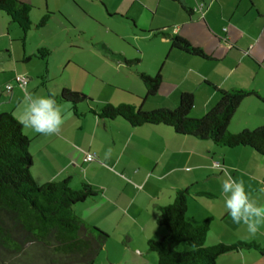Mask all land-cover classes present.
I'll list each match as a JSON object with an SVG mask.
<instances>
[{
  "label": "crops",
  "instance_id": "1",
  "mask_svg": "<svg viewBox=\"0 0 264 264\" xmlns=\"http://www.w3.org/2000/svg\"><path fill=\"white\" fill-rule=\"evenodd\" d=\"M17 1L36 2L42 16L50 13L42 27L50 22L63 34L55 43L53 35L34 27L33 43L31 29L10 34V24L0 17V54L4 43L6 61H15L10 67L0 65V113L21 124L29 95L55 94L64 121L60 133L43 136L22 124L21 132L29 139L30 173L36 184L69 179L73 189L82 183L95 189L96 197L73 208L84 224L107 235L92 264H156V255L146 250V244L163 236L165 229L155 223L157 207L171 204L175 190L188 194L183 216L188 223L197 226L208 220L205 246L242 242L263 250L222 254L215 264H264V226L251 236L245 225L233 223L222 194V180L230 174L264 204L260 154L245 146L228 149L179 136L161 124L132 127L123 119L99 118L90 112L122 104L147 112L172 110L186 93L193 98L189 118L200 119L216 105L219 91H252L264 100V0ZM198 4L201 9L193 10ZM67 26L81 35L72 38ZM85 28H95L97 36L84 40ZM172 37L198 48L204 58L173 49ZM13 39L21 47H14ZM58 46L65 51L54 65L50 59ZM41 49L48 54L39 57ZM33 61L39 62L33 65L34 72L28 67ZM18 72L29 76L23 86L14 81ZM137 72L159 76L152 96H145ZM62 90L89 99L76 106L81 116L59 99ZM261 126L264 104L245 98L227 128L237 133ZM109 149L111 156L105 158ZM88 152L95 154L90 162L84 160Z\"/></svg>",
  "mask_w": 264,
  "mask_h": 264
},
{
  "label": "trees",
  "instance_id": "2",
  "mask_svg": "<svg viewBox=\"0 0 264 264\" xmlns=\"http://www.w3.org/2000/svg\"><path fill=\"white\" fill-rule=\"evenodd\" d=\"M31 7L17 0H0V12L22 34L31 29ZM46 12L34 25L44 26L49 19ZM160 35L164 33L160 32ZM158 34V35H159ZM171 47L204 58L198 48L191 47L180 37H172ZM48 51H37L39 57ZM136 60L133 62L135 64ZM137 76L145 88V96H152L160 79L144 72ZM219 99L202 118H189L193 98L182 94L172 110L157 109L140 111L130 104L105 105L90 110L99 118L125 120L132 127L158 125L171 128L179 136H189L209 141L213 146L228 149L245 146L264 158V127L252 131L229 132L227 125L238 104L247 98L264 100L252 91H219ZM59 99L70 105L74 115L79 116L76 106L89 99L79 92L62 90ZM81 116V115H80ZM29 139L22 134L21 124L10 114L0 113V264H92L104 247L107 235L94 226L84 224L74 214V206L96 197V191L88 184L76 189L67 180L36 184L30 173L31 158L27 149ZM185 190H175L171 204L158 206L155 223L165 229L159 239L149 240L146 250L156 255V264H215L222 254L240 249L263 252L255 244L236 242L204 245L208 220L193 226L184 219L186 209ZM199 196L212 197L209 193ZM180 244L187 249L176 251ZM19 259V260H18Z\"/></svg>",
  "mask_w": 264,
  "mask_h": 264
},
{
  "label": "clouds",
  "instance_id": "3",
  "mask_svg": "<svg viewBox=\"0 0 264 264\" xmlns=\"http://www.w3.org/2000/svg\"><path fill=\"white\" fill-rule=\"evenodd\" d=\"M28 108L20 121L25 128H30L43 136H54L60 133L63 126V116L57 104L55 94L48 96H28ZM111 156V149L105 153V158ZM222 194L228 215L235 224L246 226L251 236H256L264 226V204L245 190L244 182L226 174L222 180Z\"/></svg>",
  "mask_w": 264,
  "mask_h": 264
},
{
  "label": "rangeland",
  "instance_id": "4",
  "mask_svg": "<svg viewBox=\"0 0 264 264\" xmlns=\"http://www.w3.org/2000/svg\"><path fill=\"white\" fill-rule=\"evenodd\" d=\"M29 6L31 7L30 14H29V19L33 23V26L31 27V30L29 31V33L32 34V36H33L32 38H34L33 43H35L36 42V34L33 32V28H34V25L38 22V20L42 16L43 11L41 9H39L38 4L36 2H34V1L31 4H29ZM0 17L5 23L7 22V23L10 24V26H9L10 27V29H9V33L10 34H14V31H15L16 34H20V31L17 28L16 24L11 23L10 20L4 14H1V12H0ZM1 19H0V30L3 28V22H2ZM50 24L51 23L49 22V24H47L45 27L39 28L38 31H41V33L44 34V35H50V36L53 35L51 37H53L55 43H57V42L60 43L61 41H60V37L59 36H62L63 33L60 34L59 33L60 31L57 30L56 27H53L52 24L50 26ZM67 27H69L68 29L71 30L69 32H70L72 38L81 35V33H77L79 31H76L75 28H72L70 26H67ZM85 31H86L85 32L86 36L83 37L84 34L82 36L84 38V40H86V38L87 39L90 38L91 36H97L95 28H92L91 30H89V28H85ZM52 33H54V34H52ZM75 35H77V36H75ZM54 36H56V37H54ZM16 41H17L16 39H13V41H12L14 47H16V48L21 47V45L18 43V41L17 42ZM3 44H1L2 45V47H1L2 48L1 49L2 53L0 54V65H3V66L5 65L4 67L13 66L15 61H13V60H11V61L9 60V62L6 61L7 60V57H6L7 55H6V52H4L6 49H5V47H3ZM64 51H65V47H59L58 46V48H56L55 53L53 54V57H51V59H50L51 64H54V63L56 64L58 59L62 58V56L64 55ZM35 63L37 64L39 62L33 61V63L28 64V67L32 68ZM18 66H20V65H18ZM25 66H27V65H24L23 67H25ZM32 71L34 72V67H33ZM9 73L13 74L12 69L9 71ZM14 75H18V76L20 75V76L24 77L25 79L27 77H29V76H27L25 74H21L19 72L17 74H14ZM110 245L113 247V243H110ZM185 249H187L186 246L184 244H180V246H178V249H176V251L180 252V251H184Z\"/></svg>",
  "mask_w": 264,
  "mask_h": 264
},
{
  "label": "built area",
  "instance_id": "5",
  "mask_svg": "<svg viewBox=\"0 0 264 264\" xmlns=\"http://www.w3.org/2000/svg\"><path fill=\"white\" fill-rule=\"evenodd\" d=\"M201 7H202V5H201V4H198L197 7H194V8H193V10H195V9H197V8L201 9ZM25 80H26V79H25L24 77H22V76H17V77H15V79H14L15 83H16L17 85H19V86H23L24 83H25ZM5 88H6V90H9V89H10V86L6 85ZM94 158H95V154H94L93 152H88V153H86L85 156H84V160L87 161V162L92 161Z\"/></svg>",
  "mask_w": 264,
  "mask_h": 264
}]
</instances>
